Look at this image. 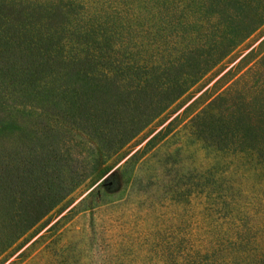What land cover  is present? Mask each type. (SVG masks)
<instances>
[{"label": "trees", "instance_id": "1", "mask_svg": "<svg viewBox=\"0 0 264 264\" xmlns=\"http://www.w3.org/2000/svg\"><path fill=\"white\" fill-rule=\"evenodd\" d=\"M139 4L159 14L135 30L131 9L0 0V253L264 21V0ZM245 86L189 119L211 138V173L195 181L211 191V239L180 264H264V81ZM240 153L235 176L223 156Z\"/></svg>", "mask_w": 264, "mask_h": 264}, {"label": "rangeland", "instance_id": "2", "mask_svg": "<svg viewBox=\"0 0 264 264\" xmlns=\"http://www.w3.org/2000/svg\"><path fill=\"white\" fill-rule=\"evenodd\" d=\"M83 1L91 11L131 9L128 23L135 30L154 23L159 14L154 4L143 9L142 0ZM262 54L264 21L5 248L0 264L184 263L187 255L211 239V191L204 194L195 188L197 171L209 167L211 173V138L196 133L199 121L189 119L211 109L209 103L218 94L225 92L230 106L233 95L246 94L245 84L264 81L263 66L257 74L249 72ZM208 114L204 111L200 120ZM223 159L230 160L224 165L234 166L235 176L240 175L241 153L237 159L229 154ZM113 171L117 172L113 184L103 188L102 180Z\"/></svg>", "mask_w": 264, "mask_h": 264}]
</instances>
